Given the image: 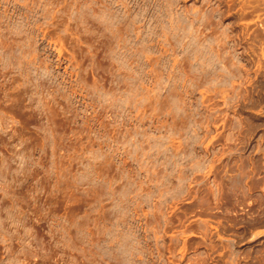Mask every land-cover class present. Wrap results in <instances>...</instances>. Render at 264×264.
<instances>
[{"label": "rangeland", "instance_id": "obj_1", "mask_svg": "<svg viewBox=\"0 0 264 264\" xmlns=\"http://www.w3.org/2000/svg\"><path fill=\"white\" fill-rule=\"evenodd\" d=\"M0 264H264V0H0Z\"/></svg>", "mask_w": 264, "mask_h": 264}]
</instances>
